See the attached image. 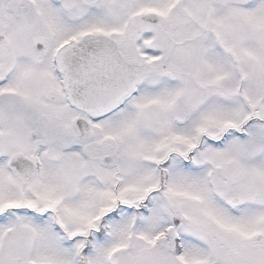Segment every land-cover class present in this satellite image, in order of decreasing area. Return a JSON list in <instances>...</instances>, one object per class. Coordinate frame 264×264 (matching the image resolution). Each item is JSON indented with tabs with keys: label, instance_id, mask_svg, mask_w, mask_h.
Returning <instances> with one entry per match:
<instances>
[{
	"label": "snow or ice",
	"instance_id": "6c2138e0",
	"mask_svg": "<svg viewBox=\"0 0 264 264\" xmlns=\"http://www.w3.org/2000/svg\"><path fill=\"white\" fill-rule=\"evenodd\" d=\"M0 264H264V0H0Z\"/></svg>",
	"mask_w": 264,
	"mask_h": 264
}]
</instances>
